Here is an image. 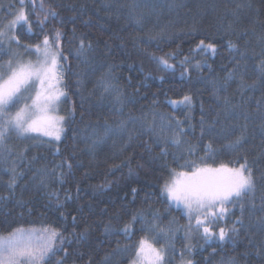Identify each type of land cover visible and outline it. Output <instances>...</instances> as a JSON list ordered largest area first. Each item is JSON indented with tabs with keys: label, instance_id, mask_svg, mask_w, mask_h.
Returning <instances> with one entry per match:
<instances>
[{
	"label": "trees",
	"instance_id": "trees-1",
	"mask_svg": "<svg viewBox=\"0 0 264 264\" xmlns=\"http://www.w3.org/2000/svg\"><path fill=\"white\" fill-rule=\"evenodd\" d=\"M16 2L0 0V19ZM44 4L57 12L56 18H49L46 31L61 29V48L68 57L62 62L67 92L62 110L64 131L59 141L11 133L0 149V237L17 229H55L65 237L64 242L57 243L56 254L50 253L40 264L61 260L63 264H130L142 236L148 235L156 247L166 245L160 234L141 231L140 220L130 237L120 231L133 214L142 211L149 223L158 214L156 223L161 227L179 229L166 247V264H181V252L193 264H222L229 258L237 264H264V231L254 226L264 181L257 182L255 215L248 211V198L243 217L239 205L231 209L235 215L228 217L229 225L242 218L244 227L237 225L240 233L230 241L206 243L195 233L186 239L182 226L187 225V216L162 191L174 171L190 170L178 165L187 161L203 166L201 158L214 168L222 164L238 167L247 158L257 176L264 174V132L257 111L258 105L264 106V84L256 76L264 59V0H44ZM32 7L27 8L30 14ZM35 18L30 15L33 21ZM17 34L21 45L43 39L35 24L33 35L27 34L26 26L19 27ZM200 38L216 43L215 55L191 51ZM81 39L92 45L87 62L76 55ZM229 40L236 49L228 48ZM241 53L244 63H238ZM168 54L173 55L169 58ZM12 55L5 46L0 49V71H5ZM185 56L189 62L182 63ZM159 57L168 58L173 67L164 68L157 62ZM109 69L120 103L99 84ZM233 69L244 75L247 84L255 80V87H242L236 76L216 92L214 84H225ZM184 95L192 97L190 108L169 104ZM240 113H247L249 121L237 119ZM161 115L182 122L185 135L180 146L165 144L173 132L167 127L161 131ZM153 116L156 128L148 131ZM125 120H129L128 131L92 145L94 132L102 134L105 124L116 128ZM246 123L245 142L239 151H228L225 145ZM209 142L212 152L206 155ZM189 144L195 146L191 156L185 152ZM165 148L166 155L162 154ZM65 159L72 163L71 171L64 165L46 179V186L41 185L45 172L50 173ZM12 167L22 173L14 190L8 188ZM61 172L63 183L56 179ZM106 226L110 231H105ZM187 245H191V253ZM125 247L128 251H123Z\"/></svg>",
	"mask_w": 264,
	"mask_h": 264
},
{
	"label": "snow or ice",
	"instance_id": "snow-or-ice-1",
	"mask_svg": "<svg viewBox=\"0 0 264 264\" xmlns=\"http://www.w3.org/2000/svg\"><path fill=\"white\" fill-rule=\"evenodd\" d=\"M31 4L32 13L27 11L28 5ZM240 8L241 5H237ZM235 15V11H233ZM30 15H35V21L30 19ZM56 18L57 12L51 7L45 8L44 0H39L38 10L36 8V0H17L15 4L8 6V11L3 19H0V49L5 45L8 47L9 52H13V46L16 48H23V51L28 55H34L35 61H25L18 53L13 52L9 57L5 71H0V145H4L10 133L17 135H27L28 133L40 132L45 136L54 138L56 141L61 139V134L64 130L65 116L57 113V105L61 102L62 97L67 96V92L60 87L64 75V67L62 62H67L68 57L64 55L61 44L64 40V33L59 28H54L51 31H46L49 18ZM33 24L37 27L43 39L35 44L21 45L20 36L17 34L19 27L26 26V32L30 36L33 35ZM232 27L231 24L228 25ZM92 47L91 43L85 45L83 39L80 40L79 47L76 49L77 58H84L87 62V53ZM228 48L230 50L236 49L237 45L229 40ZM194 53H207L211 52L213 55L217 52V45L214 41H207L200 38L195 48L191 49ZM173 54H168L171 58ZM157 62L164 66V68H172L173 66L168 63V58L159 57ZM189 62V57L185 56L182 63ZM244 63V54L241 53V61ZM196 66H200L197 61ZM186 70V69H185ZM183 74V73H182ZM239 76L241 86L253 88L256 81L252 84H247L244 80V75L233 69L228 72L226 82L223 85H215L216 92L221 88L227 87V80ZM257 79L261 84H264V59L259 62L256 71ZM114 76L112 70L106 73L99 82L100 87L103 88L105 93L109 95L115 94V99L118 103L121 102L118 94V86L112 81ZM35 93L34 96L26 95V93ZM215 94V93H214ZM103 98V97H102ZM31 99L32 103L29 105L27 100ZM23 106L21 107V103ZM225 98V104H227ZM169 104L173 108L181 106L190 108L192 104V97L184 95L180 100H170ZM259 113L260 124L259 127L264 132V106L257 108ZM74 113V110H73ZM237 119L243 118L249 121L247 113H240L236 116ZM163 122L160 125L161 131L167 127L173 132L170 140H166L165 144L171 143L180 146L183 141L181 137L185 135L182 128V122L168 118L163 115L159 117ZM129 120L136 123V120L129 117ZM129 120L121 121V123L113 128L105 124L102 134L94 132L95 139L92 145L103 142L106 138L128 131L127 125ZM156 117L153 116V121L148 125V131H154L156 128ZM203 125V119L201 121ZM141 129L145 128L141 124ZM247 123L242 126L239 135L230 140L225 147L228 151H239L242 144L245 142L247 132ZM135 130V129H134ZM204 135V129L201 127V136ZM131 141V133L128 136ZM59 152V149H57ZM185 152L191 156L195 153L194 145H187ZM212 152V143L205 148V154L209 155ZM162 154L166 155V148L162 149ZM179 158H183L182 156ZM203 166L195 164V162H187L184 165H178L181 169L189 167V171L173 172L169 181H166L162 191L167 194V198L174 202L177 207L182 206L184 214L187 216L188 223L182 226L185 231V238L188 239L193 233L198 234L201 239L206 243L213 241L232 240L235 236L239 235L240 227H244L242 218H237L229 225L228 217L235 215L231 211L239 205L240 217H243L245 212V198H248L250 207L248 211L250 214L255 215L257 211L255 193L257 190V182L264 181V174L257 176L253 168L249 165L247 158L239 163V166L221 165L214 168L204 163L201 158ZM67 165L69 171L72 169V163L65 159L60 165H56L51 169V172H45L41 177V185L46 186V179L49 176L55 175L58 168ZM11 176L8 182V188L14 190L18 178L22 173H18L15 167L10 170ZM63 172L56 177L63 183ZM133 193L136 189H132ZM3 199V197H0ZM58 199V197H57ZM259 213L256 218L255 227L264 231V195L260 196ZM76 217L73 216L72 220L75 224ZM140 220L142 222L141 231L160 234L161 238L166 240V245L160 247L155 246V242L149 239L148 235L142 236L136 243L134 249V258L130 264H166L165 256L167 255L166 247H170L172 234L178 231V228L168 227L167 229L161 227L156 221L159 220L158 214H153L152 222L149 223L144 220L143 212L133 214L127 223H124L120 229L125 236L130 237L133 234V227L135 223ZM171 223V222H170ZM105 231H110V227L106 226ZM47 235L44 237L37 236L34 232H26L23 229H17L8 237H0V264H40L51 253L53 256L56 254L54 251L57 243L63 244L65 237L57 230H47ZM84 234L81 233V236ZM187 251L191 253V245H187ZM65 252L66 249H59ZM123 251H128L125 247ZM184 252H181V264H193L192 260L184 258ZM260 255V251H257ZM107 260V258H106ZM58 264H63L61 260ZM170 264V261L168 262ZM222 264H237L234 258H229L222 261Z\"/></svg>",
	"mask_w": 264,
	"mask_h": 264
},
{
	"label": "rangeland",
	"instance_id": "rangeland-1",
	"mask_svg": "<svg viewBox=\"0 0 264 264\" xmlns=\"http://www.w3.org/2000/svg\"><path fill=\"white\" fill-rule=\"evenodd\" d=\"M13 4H15V3H13ZM7 11H8V8H7ZM5 47H6V50L8 51V47H7V45H5ZM19 49H20V51H18V48H16L15 46H13V52L20 54L19 56H21L25 61H27V60L35 61L36 57H35L34 55H32V56L28 55L27 53H25V52L23 51V48H22V47H20ZM8 52H9V51H8ZM13 52H10V53L13 54ZM6 65H7V64H6ZM6 65H5V70H6ZM60 87H62L63 90L66 91L65 88H64V80H63V79H62V81H61ZM26 95L34 96L35 93H34V91H33V92H31V93H26ZM65 101H66V97H62V98H61V102H59V104L57 105V113H58L59 115H63L62 110H63V106H64V104H65ZM27 103H28L29 105H31V103H32L31 99H28V100H27ZM20 106H21V107L23 106V102L21 103ZM63 131H64V130H63ZM10 134H11V133H10ZM10 134H9V136H10ZM27 135L40 136V137H43V138H47V139H50V140L56 141L54 138L49 137V136H45V135H43V134L40 133V132L28 133ZM9 136H8V137H9ZM62 136H63V132H62V134H61V138H62ZM7 139H8V138H7ZM6 142H7V140H6ZM3 146H4V145H0V149H1ZM8 158H9V156H8V153L6 152V160H7ZM166 195H167V194H166ZM180 208L183 209L182 206H180ZM45 229H47V230H52V229H49V228H42V229L31 228L30 230H25V231H26V232H34L37 236H39V237L42 238V237H44V236L47 235V232H45ZM23 230H24V229H23ZM6 237H8V236H6Z\"/></svg>",
	"mask_w": 264,
	"mask_h": 264
},
{
	"label": "bare ground",
	"instance_id": "bare-ground-1",
	"mask_svg": "<svg viewBox=\"0 0 264 264\" xmlns=\"http://www.w3.org/2000/svg\"><path fill=\"white\" fill-rule=\"evenodd\" d=\"M20 55V54H19ZM156 112V111H155Z\"/></svg>",
	"mask_w": 264,
	"mask_h": 264
}]
</instances>
